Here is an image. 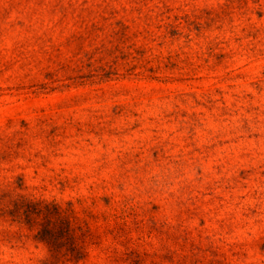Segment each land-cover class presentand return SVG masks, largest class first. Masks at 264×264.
Listing matches in <instances>:
<instances>
[{"label":"rangeland","instance_id":"obj_1","mask_svg":"<svg viewBox=\"0 0 264 264\" xmlns=\"http://www.w3.org/2000/svg\"><path fill=\"white\" fill-rule=\"evenodd\" d=\"M0 264H264V0H0Z\"/></svg>","mask_w":264,"mask_h":264},{"label":"trees","instance_id":"obj_2","mask_svg":"<svg viewBox=\"0 0 264 264\" xmlns=\"http://www.w3.org/2000/svg\"><path fill=\"white\" fill-rule=\"evenodd\" d=\"M41 204L42 203L35 204L39 206L37 214L39 216H44L46 221L42 230L38 234V240L50 247L54 259H58V256L62 254L63 249L66 248L65 254H63V257L66 259L65 263H78L82 261L86 257L85 247L84 244L80 242V239L74 234V229L71 224L68 222L64 228H62L57 222L52 224L50 213H48V210H46V212L43 209H40ZM47 206L50 205H45L44 208L46 209ZM54 210L55 215L59 217L60 208L54 206ZM63 241L64 245H62Z\"/></svg>","mask_w":264,"mask_h":264}]
</instances>
